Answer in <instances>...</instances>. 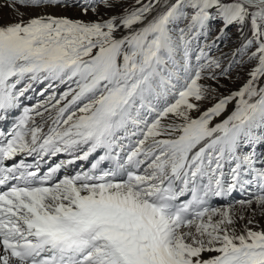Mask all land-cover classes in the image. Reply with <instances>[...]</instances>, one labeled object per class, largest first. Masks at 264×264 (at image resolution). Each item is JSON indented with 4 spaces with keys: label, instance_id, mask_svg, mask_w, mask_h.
Returning <instances> with one entry per match:
<instances>
[{
    "label": "snow or ice",
    "instance_id": "obj_1",
    "mask_svg": "<svg viewBox=\"0 0 264 264\" xmlns=\"http://www.w3.org/2000/svg\"><path fill=\"white\" fill-rule=\"evenodd\" d=\"M246 24L231 63L209 55ZM34 85L49 94L0 131V264H264V0H0V119Z\"/></svg>",
    "mask_w": 264,
    "mask_h": 264
},
{
    "label": "bare ground",
    "instance_id": "obj_2",
    "mask_svg": "<svg viewBox=\"0 0 264 264\" xmlns=\"http://www.w3.org/2000/svg\"><path fill=\"white\" fill-rule=\"evenodd\" d=\"M129 2H131V0H129ZM169 2H174V0H169ZM101 11H103V10H101ZM119 11H120V9H116V12H119ZM62 14L71 16L73 18H80L79 12L74 11V10L64 12ZM3 15H4L5 19H7L10 16L8 9H6V8L3 9ZM83 18L84 19H95L96 17L90 13L89 16L83 17ZM180 26H183V25H180ZM221 27H222V23L220 20L217 19V20L210 21V29L211 30L209 32V37H208V43L209 44L218 35ZM247 28L248 27L244 26L242 33L239 30V26L234 25V26H231L230 28L226 29V35L224 36V38L222 40L217 41V44L219 45V47L218 48H212L209 51V55L214 57V58H220L223 61L224 66H227L229 63H231L230 58L234 54L236 48L238 46H240L242 44V42L244 41L243 38L244 37H246V38L250 37L251 38V35H252L251 30L247 29ZM200 47H204L203 38L200 40ZM231 49H232V52L226 53V51H228V50L231 51ZM193 55L195 56L196 53H194ZM244 60H245V63L242 66L243 71H242V69L241 70H238V69L235 70L234 69V70H232V79H230V80L221 79V84L225 85V87H221L219 89V92L222 93L223 95H228L230 92L238 90L248 79L247 72L249 71V69L251 67H253L255 65V61L248 63L246 56L244 57ZM201 83H212V81L205 80V81H201ZM38 88H40V85H34L35 90L34 91L30 90L28 93H26V96H30L31 97L30 99L33 100L35 102V104L41 102V97H42L39 95V92L37 91ZM58 89L59 88L56 89V92L58 91ZM21 99L26 100L25 98H21ZM216 102H217L216 100H211V99L200 101L199 102L200 112L194 111L192 113L193 117L195 118V117L199 116L200 113H202L203 111L212 107V105ZM234 103L235 102H233V104H229L227 111L224 114H222L221 116L216 117L212 121V124L218 123V122L222 121L224 118H226V116L228 114H230L231 111L233 110ZM37 119L39 120V118H37ZM246 151H247V149H246ZM257 151L258 152H264V147L257 146ZM225 171H227V168H225ZM254 189H255L254 187L248 186L244 196H248V193L253 192ZM237 192L232 193L230 195L229 199L226 202H221L218 205V207H227L231 200L236 199V197H238L236 195ZM233 197H235V198H233ZM240 199H244V197L243 198L238 197V199H236V201H238ZM236 201H234L233 203H235ZM253 207H255V205H253ZM257 219H260L261 225L264 226V218L257 217Z\"/></svg>",
    "mask_w": 264,
    "mask_h": 264
},
{
    "label": "rangeland",
    "instance_id": "obj_3",
    "mask_svg": "<svg viewBox=\"0 0 264 264\" xmlns=\"http://www.w3.org/2000/svg\"><path fill=\"white\" fill-rule=\"evenodd\" d=\"M246 27H248L247 29H250V24H246L245 25ZM250 32V31H249ZM248 38H250V37H248ZM202 39V38H201ZM246 39V37H244L243 38V40H245ZM241 46V45H240ZM240 46H238L236 49H238ZM228 52H232V49H231V51L230 50H228V51H226V53H228ZM237 59L239 58L238 56L236 57ZM241 70L242 69V71H243V67H239V68H236V67H234L233 68V70ZM44 87V85H40V88H38L37 89V91L38 92H40L41 90H42V88ZM63 90V86H61L59 89H58V91H57V93H59V92H61ZM52 90H49V92H51ZM49 93H45V95L44 96H42L43 97V99L41 100V102L45 99V97L48 95ZM233 198H235V197H233ZM232 198V199H233ZM248 198V196H244V199H247ZM236 199H238V197H236ZM236 199H233V200H231L230 201V203H233L234 201H236Z\"/></svg>",
    "mask_w": 264,
    "mask_h": 264
}]
</instances>
